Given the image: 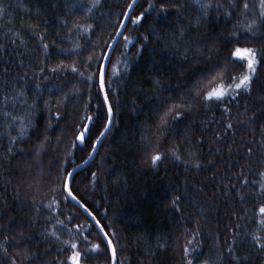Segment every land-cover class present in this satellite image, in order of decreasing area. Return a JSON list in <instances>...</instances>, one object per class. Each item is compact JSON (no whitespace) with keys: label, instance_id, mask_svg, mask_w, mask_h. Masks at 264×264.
<instances>
[{"label":"trees","instance_id":"16d2710c","mask_svg":"<svg viewBox=\"0 0 264 264\" xmlns=\"http://www.w3.org/2000/svg\"><path fill=\"white\" fill-rule=\"evenodd\" d=\"M76 0H0V81H14L28 93L29 103L39 93L41 97L37 106L32 109V127L28 136L19 144H12L10 135H17L18 128H9V121L0 118V212L3 219L0 225L10 230L22 229L26 239L20 246L27 245L32 252L37 253V259L32 264H46L57 257L60 243L42 236L43 229L48 226L45 217L49 211L41 206L37 215L33 201H51L53 196L59 203L55 215L65 223L71 233L62 231V239H71L78 235L76 225L83 224L88 231L89 240L100 243L98 253H89L82 264H110V253L90 217L74 202L65 200V193H51V183L55 180L59 185L63 175L59 168L62 166L71 171L82 164L92 152V142L104 130L107 123V109L103 105V97L98 95L97 88L91 89L89 99L88 85L70 71L73 61L81 70L84 61L93 46L96 51H107L103 45L111 43L115 36L119 20L132 0H101L99 7L94 9L90 17L74 11L72 5ZM89 5L91 0H83ZM155 11L146 13L141 24L133 26L131 19L127 21L124 35L139 39L148 35L146 46L137 55V47L129 45L125 52L123 36L120 37L112 52V63L117 59L118 74L111 78L110 100L113 105V122L98 147L93 160L73 174L72 189L81 203H85L102 225H107L105 231H114L112 237L117 249L118 264H182V246L187 238L185 229L199 227L201 235L197 242L201 243L202 253L196 260H210L213 264H231L224 245L232 243L233 233L238 231L235 241V252L246 257L244 264H264V250L255 246L251 234L264 237V231L257 232L259 213L258 207L264 203V196L259 194L258 185L251 181L257 179V173L264 160L261 159L260 143L264 125V60L257 66L256 76L252 83L250 94L241 93L236 101L230 103L232 114L244 113L245 108L256 112V121L252 131L246 126L233 121L234 133H228L217 140L214 133L223 130L225 105L213 102L208 108L197 105L191 112H186L182 120L169 121L168 130L160 141V150L179 145L181 161L165 158L156 168H152L145 159V142L142 136L147 135L155 143V124L163 102L168 99L178 100L186 92L202 70L213 64L229 58L231 49L236 41L227 42L218 37H226L234 30L240 17L239 9L233 11L231 19H226L221 13L213 11L210 18L201 21L199 28H192V37L200 41L189 53L187 63L181 62V56L175 49L166 47L167 37L177 33L182 26L187 27L198 15L194 0H151ZM242 4L243 0H237ZM248 20L257 19L256 36L240 33L241 46L252 47L264 51V23L259 20V0H248ZM164 4L168 15L157 13L160 5ZM179 4L180 8H173ZM149 6V0H139L132 11V16L139 15ZM68 21L65 27L63 21ZM73 23H91L94 31L90 37L79 35L75 30L69 32ZM18 32L23 38H15L9 33ZM44 36L49 45L47 54L43 52L38 37ZM82 44L79 56H70L62 49L73 48L75 41ZM86 41V42H85ZM216 41V51L213 56H207V48ZM138 46V45H137ZM200 48L204 55H196L195 49ZM180 53L184 52L180 48ZM124 52V55L121 53ZM128 61V68L123 62ZM64 61L67 69L56 74L45 72L43 78L38 65L47 64L49 68ZM93 67L88 71L93 72ZM7 69L5 75L4 69ZM236 71L241 70L235 65ZM111 75L112 64L108 65ZM158 78L164 85L162 95L152 83ZM95 85V80H93ZM39 84V88H37ZM73 86L78 93L71 92ZM62 90V91H61ZM64 93L70 98L64 101ZM50 101V107H45L44 101ZM60 101V103H57ZM88 104V108L84 105ZM13 114L23 115L27 105H17L15 109L9 105ZM56 112L61 114L58 119ZM81 115L93 116L90 131L80 146L76 142L73 148L77 124L82 121ZM223 121V123H221ZM147 125V129L145 126ZM82 130V129H79ZM47 139L39 157V164H34V149L41 141ZM259 137V140L255 138ZM202 138V139H201ZM199 141V142H197ZM253 147V156H246L247 148ZM12 147V152L8 149ZM219 148V151H217ZM22 149V150H21ZM71 152V156H66ZM195 152L201 163L200 169L185 167L183 160L190 158ZM33 165V167H29ZM244 166L243 168L241 166ZM37 169H42L43 176L40 185L33 184V178L38 177ZM97 172L96 180L92 173ZM243 173L250 183L243 187L237 174ZM235 185V187H231ZM200 189V191H197ZM174 195H182L180 202L182 212L177 213L171 207L170 201ZM243 196V200L241 199ZM200 210L203 214H200ZM14 223H9V218ZM71 217V220L67 218ZM33 221L35 223L33 224ZM198 221V225H197ZM239 224L237 230L235 226ZM59 228V226H58ZM6 233L0 232V239ZM219 237L217 245L216 237ZM87 247V245H83ZM224 253L223 259L218 257ZM15 255L14 242L9 245L8 253L0 252V264H10L9 257ZM66 255V254H65ZM20 257H17L20 264Z\"/></svg>","mask_w":264,"mask_h":264},{"label":"snow or ice","instance_id":"6c2138e0","mask_svg":"<svg viewBox=\"0 0 264 264\" xmlns=\"http://www.w3.org/2000/svg\"><path fill=\"white\" fill-rule=\"evenodd\" d=\"M194 3L197 7L198 15L193 18L191 24L187 27L183 26V22L181 21V27L177 33H172L170 37H167L166 47H171L175 49L176 54L181 56V62L187 63L189 59V53L192 51L193 47L200 43V41L192 39L189 41L187 38L192 37V28H199L201 21H205L210 18L211 13L215 11L217 13V18H219L222 13L226 19H231L233 15V11L239 9L237 15L240 17L237 25H234V30L230 31L226 37H218V39H224L227 42L236 41L233 45L229 58L222 60L213 64L211 67L205 68L202 70V73L198 76L197 79L194 80L191 87L184 93H182L178 100H172L169 102L168 99H165L163 102V109L159 112L157 116V123L155 124V134H159L156 136V141L153 143L147 135L142 136V141L145 142V159L150 163L152 168L158 167V165L165 159H171L175 161H181L182 157L179 154L180 149L179 145H175L169 148L167 151L160 150V141L163 139V134L168 130L169 121L176 122L182 120L184 114L186 112H191L197 105H203L205 108H208L210 104L213 102H218L219 104L225 105L224 107V120L226 123H223V130L217 131L214 133V136L217 140L222 139L228 133L235 132V126L233 121L243 124L246 126V130L254 135L252 131L253 125L256 121V112L251 111L249 114V109L246 107L244 113H237L234 117L231 111V108L228 106L230 103L237 100L240 94L243 92L245 94H250L252 90V83L256 76L257 66L264 60V51H260L252 47L241 46L239 43L240 33L244 32L246 34H251L252 37L256 36L255 29L258 27L257 19L248 20L247 23L244 21L247 20V13L249 12V3L248 0H243L242 4L237 3V0H194ZM101 4V0H91L89 5H85L83 0H76V2L72 5L74 11H78L82 13L85 17H90V14L99 7ZM135 6V0H132V3L127 5V10L123 12L124 19L119 20V27L116 28V35L111 37V41L113 43H107L103 45L107 51H96V46H93L92 52L88 54L86 60L84 61L85 67L81 70L79 64L76 61H73L70 71L74 74H77L82 82L88 85L89 89V99H91V89L93 87L97 88L98 95L103 97V105L107 109V123L104 124V130L100 132L99 136L96 137L95 141L92 142V152L89 153V157L93 155L97 151L98 145L102 137L106 135V132L109 130L110 125L113 122V105L110 100V91L111 78L112 76H116L118 74L116 64L120 63V60L117 59L116 63H112V52L114 51V42L116 41L118 36H123V46L125 52L129 51V45L137 47V55H140L141 49H143L150 37L148 35H144L137 39L136 37H132L131 35H124V29L127 27V21L131 19V23L133 26L141 24L142 20L145 18L146 13L150 10L155 11V6L149 0V6L144 11L140 12L139 15L132 16V10ZM173 8L179 9V4H173ZM259 20L264 23V0H259ZM164 13L168 15L167 9L164 4L160 5V11L157 13L160 15ZM64 26H68V21H63ZM69 32L75 30L79 35L90 37L92 31H94V26L91 23H73L71 28L68 29ZM9 33L14 38L12 40L13 43L16 42L15 38H20L21 43H23V38L20 37L18 32H12L8 30V32L4 33V36L7 37ZM261 39H264V34L260 35ZM40 41L41 48L45 55L48 52L49 45L45 42L44 36L40 35L38 37ZM86 42V41H85ZM138 45V46H137ZM0 48H3V45L0 44ZM82 48V44L79 40L75 41L73 44V48L62 49V52L68 53L70 56H79L80 49ZM180 48L184 49L183 53H180ZM216 41L213 42L211 47L207 48V56L211 58L216 51ZM196 55H204L205 53L200 50V48L195 49ZM124 55V52L121 53ZM93 62L95 63L94 74L93 72L88 71V69L93 67ZM112 64L111 75H109L108 65ZM124 68H128V61L125 60L123 62ZM239 64L241 70L239 72L236 71L235 65ZM40 67V74L43 77L45 72H50L51 74H56L60 71H63L68 68L65 65L64 61H61L59 64L49 68L47 64L38 65ZM5 75H7V69H4ZM47 78V77H43ZM93 80H95V85H93ZM155 89L158 90L157 94L162 95L164 85L158 78H154L152 80ZM39 88V84L36 86ZM62 91V90H61ZM71 92L73 94L78 93L79 89L73 86ZM70 98L69 93H64L63 99L67 101ZM41 97L39 93L36 94L35 98L31 99L29 103V97L27 91L22 87L18 86L16 82L5 79L0 81V118L3 120L9 121L7 127L10 129L15 127L18 128L17 135H10V141L12 144H19L24 137L28 136V129L32 127L31 115L32 109L37 106L40 102ZM60 103V101H57ZM27 105V111L23 115L13 114V111L9 110V105H11L12 109H15L17 105ZM45 107H50V101H44ZM85 108H88V104L84 105ZM56 117L59 119L61 114L59 112L55 113ZM80 119L82 121H92L93 116L91 115H81ZM78 131L75 134L74 141L72 147H76V142H80L81 144L86 140V133L90 131V124L83 123L76 125ZM261 136H264V125L261 126ZM82 129V130H79ZM147 129V125L145 126ZM47 137L45 140L41 141L40 144L34 149V155L32 157L34 164H39V157L44 148L45 143L47 142ZM202 139V138H201ZM259 140V137L255 138ZM199 142V141H197ZM264 149V142L260 143V149ZM22 150V149H21ZM219 151V148H217ZM253 147L247 148L246 156L251 158L253 156ZM8 152H12V147H9ZM71 152H67L66 156H71ZM261 159L264 160V151H261ZM87 163V161H84ZM185 167L191 166L195 169L201 168V163L196 156L195 152L190 153V158L182 161ZM67 163V160L61 162V166L59 171L63 174V179L59 185L56 184L55 180L51 183L50 192L57 193L58 191H62L65 193L64 199H71L76 201L81 209L89 216L93 221H95L96 227L99 228V232L101 237L106 245V252L110 253V264H118L117 261V249L116 245L113 243L112 237L116 235L114 231L109 232L105 231L107 225H102L101 222L96 219V216L90 211L89 207L85 203H81L78 197L74 194L72 189V180H73V172L67 171L63 168V164ZM29 167H33V165H29ZM79 167V165H77ZM244 167L243 165L241 166ZM38 177L33 178V184L37 187L41 183V179L39 177L43 176L42 169H37ZM238 179L243 187H247L250 181L247 176L243 173L237 174ZM93 180L97 178V172L92 173ZM251 183L255 186L259 187V194L264 196V163L261 164L260 169L257 173V179L251 181ZM231 187H235L232 185ZM197 191H200L198 189ZM243 196L241 199L243 200ZM183 199L182 195H174L170 201L171 207H173L177 213L182 212L181 201ZM33 206L35 208V213L38 215L41 211V206L49 211V215L45 217L48 222V226L43 229L42 236L47 239H53L60 243V247L57 249V257L53 260L47 261L46 264H82L83 259L89 253H98L100 252L101 246L100 243L93 242L89 240V236L87 233L88 228H86L83 224L76 225L78 230V235H72L71 239H62V231L66 230L71 233V229H69L65 223V220L59 219L55 213L59 207L58 201L53 198L50 202L44 203L42 200L33 201ZM259 220L257 232L264 231V203L260 204L258 207ZM200 214H203V211L200 210ZM0 219H3V213L0 212ZM71 220V217L67 218ZM9 223H14V220L10 217ZM35 221H33V224ZM198 225V221H197ZM59 226V228H58ZM235 228L238 230L240 225L237 224ZM232 235V243H226L223 247H225L227 255L231 259V264H244L246 257H241L235 252V241L237 236L239 235L238 231H234L233 229H229ZM0 232L6 233L3 235L2 239H0V252H3L5 255L8 253L9 245L14 242V251L15 255L9 257L10 264H18L17 257H20V264H32V262L37 259V253L32 252L27 245L21 247L20 245L24 243L26 239H30V237H25V233L22 229L20 230H10L5 225H0ZM185 233L188 237L185 243L182 246L181 252V261L182 264H196V260L199 258V255L202 253L201 243L197 242V237L201 235L199 227L197 226L194 229H185ZM251 240L255 246L264 250V237L251 234ZM217 245H219V237H216ZM83 245H87V247H83ZM66 254V255H65ZM224 253H221L218 257L219 260H222ZM201 264H213L212 261L206 259L201 262Z\"/></svg>","mask_w":264,"mask_h":264},{"label":"water","instance_id":"95a60500","mask_svg":"<svg viewBox=\"0 0 264 264\" xmlns=\"http://www.w3.org/2000/svg\"><path fill=\"white\" fill-rule=\"evenodd\" d=\"M139 2V0H135V6H136V4ZM132 3V2H131ZM134 6V7H135ZM133 11V10H132ZM123 19H124V17H123ZM116 35V34H115ZM120 37L121 36H118L117 37V39H116V41L114 42V48H115V45L117 44V42H118V40L120 39ZM111 43H113L112 41H111ZM89 123V122H88ZM111 126H112V124L110 125V128H109V130L106 132V135H107V133L110 131V129H111ZM105 135V136H106ZM87 136H88V132L86 133V138H87ZM105 136L104 137H102L101 138V140H100V143H99V145H98V147L100 146V144H101V142L103 141V139L105 138ZM77 144L78 145H80V146H83L84 145V143H80V142H78L77 141ZM98 149V148H97ZM96 153V152H95ZM95 153H93V155L91 156V157H88L87 158V163H85V162H83L82 164H80L79 165V167H74L71 171L73 172V174L77 171V170H79V169H82L83 167H85V166H87L92 160H93V158H94V156H95ZM71 200V199H70ZM72 202H74L77 206H79L77 203H76V201H74V200H71ZM83 210V209H82ZM90 219H91V217H90ZM92 220V219H91ZM92 222H93V224L95 225V221H93L92 220ZM96 226V225H95ZM97 228V230H98V232H99V228L98 227H96ZM99 234H100V232H99ZM100 236H101V234H100Z\"/></svg>","mask_w":264,"mask_h":264}]
</instances>
